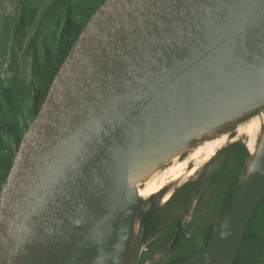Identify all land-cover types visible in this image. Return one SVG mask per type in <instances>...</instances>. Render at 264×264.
I'll use <instances>...</instances> for the list:
<instances>
[{
    "label": "water",
    "instance_id": "1",
    "mask_svg": "<svg viewBox=\"0 0 264 264\" xmlns=\"http://www.w3.org/2000/svg\"><path fill=\"white\" fill-rule=\"evenodd\" d=\"M261 99L264 0H105L14 156L0 264H138L133 166ZM250 156L204 250L177 264H232L264 197V139Z\"/></svg>",
    "mask_w": 264,
    "mask_h": 264
},
{
    "label": "trees",
    "instance_id": "2",
    "mask_svg": "<svg viewBox=\"0 0 264 264\" xmlns=\"http://www.w3.org/2000/svg\"><path fill=\"white\" fill-rule=\"evenodd\" d=\"M104 1L73 0L72 8L64 6V9H59L60 17H64V26L58 38L55 58L45 48L46 62L44 65L36 62L32 66L33 81L28 90L22 84V88L16 91L14 95H7L5 94L6 91H1L4 104L1 103L0 111L2 112L4 105V109H7L3 111V114L5 113L11 121L0 124V197L20 142L37 116L55 75L86 23ZM27 7L29 12L30 7ZM29 25L30 22L27 21V29H29ZM21 103H24L25 106V122L23 124L19 120L17 121V116L22 112L20 111ZM250 158L245 143L241 140L234 141L215 153L195 181L186 182L174 189L170 199L163 206L155 204L154 199L158 195L165 194V188L146 199V201L140 200L139 204L147 201L153 203L152 207L138 218L144 228L142 243L148 242L157 232H162L159 238L151 241L149 252L153 254L164 251L169 245L173 247L174 251H179L185 243L189 244L192 240L197 239L200 242L197 250L181 258H171L167 262V264H177L203 251L214 228L229 207L235 195L240 175ZM210 169H212L211 172ZM197 196L200 197L201 201L206 200V209L204 213L200 214L198 220L203 222L215 218V221L203 227L199 232L185 237L191 227L198 223L193 221L183 231V235L180 234L181 237L177 238L179 231L177 217H173L168 224H164L165 214L173 206H177L181 210L188 209ZM146 259L147 254L141 256L138 264H144ZM232 264H264V197L247 226Z\"/></svg>",
    "mask_w": 264,
    "mask_h": 264
},
{
    "label": "rangeland",
    "instance_id": "3",
    "mask_svg": "<svg viewBox=\"0 0 264 264\" xmlns=\"http://www.w3.org/2000/svg\"><path fill=\"white\" fill-rule=\"evenodd\" d=\"M21 1L22 0H0V35H2L3 33V28L5 24H8L11 28L14 27V21L19 13ZM53 1L54 0H25L26 7L29 6L30 8H32V11H34V16H36V18H34L31 21V24L29 25L30 34H32L34 30L38 29L37 28L38 26L39 29L37 31V35L39 39H41L42 41L46 40L50 34L54 33L53 30L55 29V19L53 16H51L54 15V10H55L54 6H51ZM49 8L50 11L45 13V10L46 9L48 10ZM43 12L45 14H43V18L41 19L40 16ZM0 55H2L1 49H0ZM0 64L2 69L1 80L3 82V85L6 87H10L12 85V77H11V73L9 72L8 66L6 67L7 60L5 61L0 57ZM28 70H30L29 66H27V71ZM248 115L249 114H246L240 118L235 119L234 121L223 126L220 130H218L215 133L216 136L221 134H226L227 136V140L225 144L220 149L225 147L227 144L237 140H241L244 143L246 142L247 140L246 136L238 135L236 129L239 124L247 120V118L249 117ZM220 149H218L217 151H219ZM206 163L200 164L197 171L192 176L181 177L174 182H169L168 184H166L165 187L167 190L165 194L170 196L173 190L179 187L180 185L184 184L187 181H192L197 179V177L202 173ZM212 169H210V172ZM146 199L148 198L138 197L139 201ZM200 201H201L200 197L197 196L195 200L192 202L191 206L188 209L185 208L183 210H181L177 206H173V208H171L165 214L163 221L164 224H168L173 217H177V219H179L180 221L179 231H178L180 233L177 234L178 237L181 236L180 234H182L183 231H185L193 221L195 222L197 221L198 223L191 227V230L188 232L189 235H193L199 232V230L203 229V227L210 225L211 222L215 221V218L204 220L203 222L198 220L200 214L204 213L206 209V203H205L206 200H203L201 202ZM157 204L160 206L163 204V201L159 200ZM145 207H146L145 204L138 203L137 213L135 214V219L132 226V234L127 251V262L132 254L133 249L137 245V236L141 228V224L138 218L145 210ZM153 239L154 238H151L148 242L140 244V255H139L138 263L140 261L141 256L147 254V259L144 264H167L168 260L174 256V254H172L173 247L170 246L169 248L167 247L165 251L151 254V252H149L150 250L149 246L151 245V241H153ZM199 245L200 242L197 239L194 241L192 240V242L189 244L185 243L184 248L181 249L176 256H186L190 252L195 251L197 247H199Z\"/></svg>",
    "mask_w": 264,
    "mask_h": 264
},
{
    "label": "bare ground",
    "instance_id": "4",
    "mask_svg": "<svg viewBox=\"0 0 264 264\" xmlns=\"http://www.w3.org/2000/svg\"><path fill=\"white\" fill-rule=\"evenodd\" d=\"M253 105L248 110L249 117L237 126L236 131L238 135L246 136L245 145L250 154L255 156L264 139V99ZM234 119L228 118L190 133L184 138L183 144L164 157L156 161L146 159L133 166L129 175V184L136 190L137 196L149 198L160 192L169 182L192 176L200 164L208 162L225 144L226 134L216 136L215 133ZM152 152L148 155H152ZM148 155L145 157H149ZM190 164H192L191 168ZM250 166L251 161L248 162L246 174L250 171ZM168 198L169 195H165L163 201L165 202Z\"/></svg>",
    "mask_w": 264,
    "mask_h": 264
},
{
    "label": "flooded vegetation",
    "instance_id": "5",
    "mask_svg": "<svg viewBox=\"0 0 264 264\" xmlns=\"http://www.w3.org/2000/svg\"><path fill=\"white\" fill-rule=\"evenodd\" d=\"M73 4H74L73 0H54L52 2L51 6H54L55 8V13L53 15L55 19V31L52 34L49 33L50 35L48 36V38L42 41L41 39H39L37 35V31L39 29L38 26H37L38 29L34 30L32 34H30L29 29L26 28L27 21L30 22L31 24V21L34 18H36V16H34V11H32V8H29V12H28V7H26L25 0L21 1L19 13L14 21V27L11 28L8 24H5L3 28V33L2 35H0V49L2 51V55H0V57L5 61L7 60L6 67L8 66L9 72L11 73V77H12V85L10 87L4 86L1 80V70L2 69H1V64H0V84L2 86L0 88V105L1 106L2 104H4V100H3L4 97L1 96L2 94L1 91H6L5 94L7 95L8 94L14 95L16 91H19L20 88H22L21 86L22 84H24L27 90L28 88H30V84L33 81L32 66L35 65L36 62L43 63V65L45 64L46 56H47L45 53V48H47L49 53L52 54V57L55 58L56 53H57L58 38L60 37V32L62 31V28L64 26V17L63 16L60 17V12L58 11L61 8L64 9V6H66V8H69V7L72 8ZM46 10H45V13L49 12V9L47 11ZM45 13L43 12L41 14L40 16L41 19L43 18V14ZM27 66H29L30 68V70L28 71H27ZM3 109H4V105L2 107V112L0 111V124L11 121V119H9V117L5 115V113L3 114V111H5L7 108L4 110ZM20 111L22 112L17 116V121L19 120L20 123L23 124L25 122L24 103L23 104L21 103ZM14 122L16 123L15 120ZM189 167L191 168V164L189 165ZM195 180H192V181H195ZM187 182H190V181H187ZM165 190H167L166 187H165ZM165 195L166 194H163L161 196L158 195L157 197H155L154 203L157 204L159 200L163 201V198ZM171 195L169 196V199ZM169 199H167L165 202L163 201V204L160 206H163ZM142 204H145L146 207L141 215H143L144 212L148 211L152 207L153 203L147 201ZM177 220L180 225L179 219ZM161 235H162V232H157L153 238L154 239L159 238ZM189 236L190 235L187 234L185 237H189ZM169 247L170 245L168 246V248ZM183 248H184V245L180 248V250ZM179 251H174V249L172 250V254H174L172 259L182 257V256H176L179 253Z\"/></svg>",
    "mask_w": 264,
    "mask_h": 264
}]
</instances>
